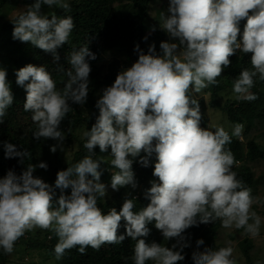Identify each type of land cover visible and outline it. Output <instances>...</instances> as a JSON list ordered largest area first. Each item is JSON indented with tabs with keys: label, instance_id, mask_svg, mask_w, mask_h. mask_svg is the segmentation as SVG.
Wrapping results in <instances>:
<instances>
[{
	"label": "clouds",
	"instance_id": "1",
	"mask_svg": "<svg viewBox=\"0 0 264 264\" xmlns=\"http://www.w3.org/2000/svg\"><path fill=\"white\" fill-rule=\"evenodd\" d=\"M43 5L70 10L67 0H34L12 22V36L58 61L57 50L68 42L75 23L70 15L44 13ZM242 21L246 22L241 28ZM159 26L169 37L160 43V51L153 44L145 53L136 45L138 59L123 68L97 100L99 114L83 133L91 155L58 171L54 186L33 175L36 168L46 170V162L28 164L19 175L9 169L0 178V249L5 253H11L27 231L40 228L58 237L57 260L72 248L84 254L89 246L99 250L130 237L136 241L134 264H177L190 246L185 230L200 223L222 219L224 227L234 225L253 237L259 235L262 220L252 210L256 200L251 188L237 179L235 157L225 147L232 136H241L243 125L237 123L231 135L223 126L201 127L194 94L218 83L231 65L229 57L239 51L251 53L252 67L240 72L232 90L237 99H256L251 89L257 79L264 81V0H169ZM96 58L88 43L73 50L68 57L71 67L62 69L68 77L63 89L45 65L28 64L15 72L16 84L26 91L23 109L36 125L33 138L55 140L52 152L65 140L60 125L72 110L69 102L84 105L87 100L89 61ZM13 100L7 70L0 67V123ZM2 143L6 159L19 157L23 164L31 155L9 141ZM96 146L101 153L110 149L111 189L131 185L135 197L143 193L136 189L141 183L135 180L133 163L139 158L148 167L155 157L153 176L158 180L146 190L147 206L134 211L136 199L127 197L119 211L112 207L105 213L98 206L107 186L100 180L103 161L94 158ZM69 188L70 194H65ZM56 189L60 195L54 199ZM122 219L125 232L120 234ZM152 223L165 240L176 243L171 247L146 243ZM196 244L199 249L204 240ZM233 253L231 246L205 247L194 251L192 260L193 264H238Z\"/></svg>",
	"mask_w": 264,
	"mask_h": 264
},
{
	"label": "trees",
	"instance_id": "2",
	"mask_svg": "<svg viewBox=\"0 0 264 264\" xmlns=\"http://www.w3.org/2000/svg\"><path fill=\"white\" fill-rule=\"evenodd\" d=\"M9 0H0V19L1 14L5 16L3 8ZM22 4L27 7L34 0H21ZM70 10L47 5L42 6V11L48 14H55L58 17L72 16L75 28L68 42L62 45L57 51L59 60H54L50 53H45L42 49L32 46L30 43L14 40L12 33L16 17L0 21V67L7 70V80L10 82L12 94L14 97L13 105L7 109V113L0 123V178L4 177L9 169L14 170L18 175L28 164H38L46 162L48 168H36L33 175L42 178L46 183L55 185L58 171L66 170L78 163L87 155H91L84 147L86 138L83 133L95 123L99 110L95 107L97 100L102 95L103 89L111 86L117 74L126 67H130L137 59L138 52L135 50L136 45L139 49L147 53L150 45H155V50L160 51L159 45L162 41L169 40L168 35L160 29H156L149 33V15L152 0H67ZM51 12H50V11ZM241 22V28L243 23ZM88 43L90 50L96 54L95 60H90L91 72L89 74L88 96L85 104L90 108V114L86 115L80 104L70 103L72 110L67 114L61 122L60 128L65 136L66 145L77 142V149L69 161H65L61 147L56 152H52L51 146L56 141L49 138L35 140L33 131L36 125L31 120V113L25 112L23 104L26 101V91L23 87L16 84L15 72L21 67L28 64L35 66L45 65L51 72L53 79L56 81L57 87L63 89L68 77L64 70L71 66L68 63V57L72 51L79 49ZM114 50L118 53L114 59L105 66L97 64L104 53ZM251 53L245 54L237 52V54L229 57L231 65L223 70L221 76L217 78L218 83L209 85L205 89L210 94V102L205 99H198L202 114L201 127H209L210 117L207 114L208 105L212 107L221 106L218 97L228 95L229 101L223 106L224 112L227 114L229 121L234 126L237 123L243 126H250L253 120L264 119V81L257 79L251 91L256 95V99L252 101L240 100L236 98L233 92L234 81L238 78L243 69H251L250 63ZM64 69V70H62ZM235 95L230 96L231 94ZM232 131H229L231 135ZM9 141L16 144L18 149L26 150L31 153L30 157H25L23 164L19 157L5 158L3 143ZM230 149L235 157L233 171L237 174V179L243 181L248 188H253L259 182H263L264 178L256 180L253 170L249 166L250 161L264 159V145L258 143L255 138L246 142L235 136H232L231 143L225 146ZM94 158L103 160L104 170L102 175L105 179L111 181L109 168L111 165L110 149L107 153H101L99 147L94 149ZM106 155V156H104ZM141 155H145L141 153ZM110 156V157H109ZM106 157V158H102ZM107 157L110 158L107 159ZM137 161L133 163V171L135 180L140 183H147L150 179H157L153 176L155 157H152V163L148 167L142 166ZM242 163L239 165L238 163ZM118 170V169H117ZM126 197L135 198L134 211H139L142 207L147 206L150 202L145 194L138 197L133 196V190ZM60 195V190L56 189ZM71 189H66L65 194H70ZM252 196L254 193L252 192ZM123 202L117 199L106 200L103 197L98 199V206L107 213L112 207L117 211L120 210ZM124 221H121V227L118 233L123 234ZM222 219H216L209 223H200L185 230V237L189 243V247L184 248L183 254L185 259L177 262V264H193L192 253L196 250H204L205 247H212L217 250L226 245L218 244L219 229L222 227ZM150 233L144 239L146 243L153 241L161 243L162 246L171 247L176 243L175 239L165 240L160 232L156 229L154 223L149 224ZM51 243H40L34 241L28 232L20 237L14 244V248L18 244H29L31 247L39 246L54 253V246L58 242V237L52 232ZM204 240V244L198 246L196 241ZM136 241L130 237H126L122 243L104 244L99 250L87 247L84 254L78 251V248L66 250L61 259L57 260L58 264H134L132 259L134 255ZM253 240L246 234V237L240 242L241 250L245 256L247 264H255L252 260L251 250L253 248ZM13 248V249H14ZM55 254V253H54ZM9 253H5L0 249V264H8ZM147 264H153L148 261Z\"/></svg>",
	"mask_w": 264,
	"mask_h": 264
},
{
	"label": "rangeland",
	"instance_id": "3",
	"mask_svg": "<svg viewBox=\"0 0 264 264\" xmlns=\"http://www.w3.org/2000/svg\"><path fill=\"white\" fill-rule=\"evenodd\" d=\"M168 4L169 0H152L150 15L148 19L150 32L153 31V29H160L159 23H161V16L164 12H166ZM25 9L26 7L22 4L21 0H9L3 8V13L6 15L2 16L3 14H1L0 21H5L8 18L11 19L15 15L24 12ZM45 13L48 14V12ZM116 56H118V53L116 51H108L103 54L97 64H103L106 66L108 62L114 59ZM194 95L198 99L201 98L205 99V101L207 102H210V94L206 93L205 89H203L199 94ZM230 96L235 97L234 93ZM229 98L230 97L228 95L218 97L219 103L221 105L219 107H212L211 105H208L207 114L210 117L208 128L214 130V128L217 126H223L228 132L233 130L234 125L231 124L227 114L222 108L223 106L227 105ZM82 109L85 111L86 115L90 114V108L86 104L82 106ZM252 138H255L258 143L264 145V119H256L253 120L250 126H243V131L240 139L246 142L247 140ZM77 145V142L66 145L65 141L60 144L65 161H69L71 159L74 151L77 149ZM109 157H107V159L110 160ZM238 164L241 165L242 163L239 162ZM249 166L253 170L254 178H256V180H260L259 178L262 177L264 178V159L261 158L257 159L256 161H250ZM103 170L104 164L102 163L101 171ZM100 180L107 186V195L104 198L106 200L117 199V201L122 203L124 202L126 196L132 192L131 190L133 187L131 185H126L124 187H121L118 191H115L110 187L111 181L105 179L103 175H101ZM153 180L157 179H150L147 183H141L136 189L142 188V193L145 194L146 190L151 187L150 182ZM252 192L254 193L253 197L256 200V202L252 205V210L255 211L262 220L259 235L253 237L246 233L244 228L237 229L234 225L231 227H224L222 225V227L219 229V236L217 238L218 244L233 247V254L237 258L238 264H247L240 245V242L246 237V234L249 235L250 238H252L254 243L251 250L253 262L255 264H264V181L259 182L256 186H253ZM58 197L59 194L56 192V197H54V199ZM249 222L251 223L252 221ZM27 232L28 234H30V237L36 242L46 244L51 243L53 232L51 230L34 228L33 230ZM8 260V264H58L54 253L49 252L47 249H43L39 246L31 247L29 244H18L13 249V251L9 253Z\"/></svg>",
	"mask_w": 264,
	"mask_h": 264
}]
</instances>
